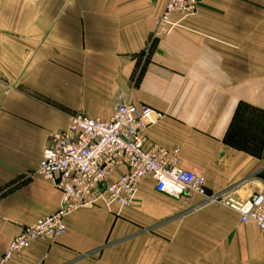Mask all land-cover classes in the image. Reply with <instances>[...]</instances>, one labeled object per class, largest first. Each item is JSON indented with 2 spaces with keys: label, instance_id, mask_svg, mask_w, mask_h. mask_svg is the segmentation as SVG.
<instances>
[{
  "label": "crops",
  "instance_id": "1",
  "mask_svg": "<svg viewBox=\"0 0 264 264\" xmlns=\"http://www.w3.org/2000/svg\"><path fill=\"white\" fill-rule=\"evenodd\" d=\"M168 1L0 0V264L25 226L61 207L36 174L50 135L77 113L110 120L121 97L166 115L146 149H179L210 195L264 190V0H207L152 43ZM66 224L7 264H264L256 224L160 194L151 178L133 207H86Z\"/></svg>",
  "mask_w": 264,
  "mask_h": 264
},
{
  "label": "built area",
  "instance_id": "2",
  "mask_svg": "<svg viewBox=\"0 0 264 264\" xmlns=\"http://www.w3.org/2000/svg\"><path fill=\"white\" fill-rule=\"evenodd\" d=\"M207 0H169L156 20L152 43L169 35L181 21L196 16ZM166 115L148 105H134L120 98L110 120L84 113L69 118L65 130L53 132L43 149L36 174L55 184L62 193L60 209L34 225L25 226L1 259L7 264L23 255L38 240L55 242L68 233L66 219L86 207L108 210L131 208L141 182L151 178L156 191L174 199L200 196L254 223L264 232V190L246 199L236 190L210 195L203 175L180 166V150L162 145L146 149L148 132ZM119 171L122 173L113 179Z\"/></svg>",
  "mask_w": 264,
  "mask_h": 264
}]
</instances>
